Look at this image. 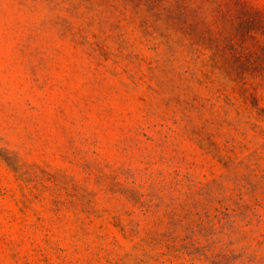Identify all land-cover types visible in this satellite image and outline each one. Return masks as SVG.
Here are the masks:
<instances>
[{"label": "rangeland", "instance_id": "obj_1", "mask_svg": "<svg viewBox=\"0 0 264 264\" xmlns=\"http://www.w3.org/2000/svg\"><path fill=\"white\" fill-rule=\"evenodd\" d=\"M0 264H264V0H0Z\"/></svg>", "mask_w": 264, "mask_h": 264}]
</instances>
